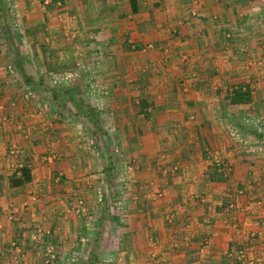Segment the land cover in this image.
Listing matches in <instances>:
<instances>
[{"label": "crops", "instance_id": "obj_1", "mask_svg": "<svg viewBox=\"0 0 264 264\" xmlns=\"http://www.w3.org/2000/svg\"><path fill=\"white\" fill-rule=\"evenodd\" d=\"M14 2L18 6L14 22H28L36 33L53 31L57 37L72 30L80 37L96 33L94 37L101 38L106 47L114 44L113 52L121 53L123 45L128 47L129 58L132 45L154 46L148 54L135 51L141 54V60L145 59L143 62L128 58L126 66L131 75L123 81L102 74V81L98 82V86L106 87L98 93L103 98L102 105L106 104L97 116L117 117L124 131L130 129L129 132L145 136L137 143L132 141L129 147H136L143 154L148 152L142 157L146 166L141 181H149L152 191L143 199L148 207L144 229L148 224L151 231L158 233L161 248L153 259L149 255L153 250L149 251L147 245L139 251L128 247L129 254L125 251V256L118 257L114 264H239L235 254L240 248L249 251V260L264 264V145L259 149L262 152L247 156L250 152L243 153L231 143L225 131L232 123L237 127L240 124L246 127L240 126L239 130L252 136L255 121L264 116V0H58L47 3L52 6L50 9L40 0ZM181 55L188 58L183 60ZM156 64L162 68H152ZM3 82L4 89L8 87L5 98L9 100L15 90L0 71V84ZM246 88L248 100L230 101L232 93L228 89ZM5 108L14 111L16 117L27 118L21 107ZM44 120L37 117L32 126L25 122L26 129L22 130L17 126L0 127V175L4 173L2 166L11 159L8 153L12 142L18 143L20 156L25 155L35 167L31 181L24 185L10 186L9 172L6 177L0 176V264H10L13 242L23 251L22 264L41 262L44 244H35L30 237L37 226L49 227L53 232L59 253L57 263L90 260L86 255L88 239L77 240L80 237L72 233L76 221L78 229L83 230L92 223L91 216L97 225L103 220L109 226V218L114 219L113 213L103 206L98 205L95 212L89 190L72 189L81 179L66 174L57 184V178L46 172V166L37 169L35 160L40 150L45 152V143L58 131ZM162 129L173 135L159 143L156 136ZM25 130L31 143L20 136ZM203 144L212 146L230 164L227 178L210 179L213 163L199 151ZM78 193L84 194L90 205L86 213L92 211V215L76 219L67 206L59 205L64 201L69 206L72 196L77 197ZM257 196L262 197V202L253 200ZM233 197L236 209L228 205ZM130 208L127 221L136 223L138 212ZM168 213L173 217L175 213L174 232L179 239L172 254L163 252L169 248L167 238L172 230L165 222ZM136 226L132 223L126 228L132 230L135 249L137 230H141ZM81 233L82 238L87 236ZM80 247L86 252L76 257L75 249ZM94 258L96 262L104 260Z\"/></svg>", "mask_w": 264, "mask_h": 264}, {"label": "rangeland", "instance_id": "obj_2", "mask_svg": "<svg viewBox=\"0 0 264 264\" xmlns=\"http://www.w3.org/2000/svg\"><path fill=\"white\" fill-rule=\"evenodd\" d=\"M52 1L40 0L44 5ZM51 7L47 5L46 9ZM17 8L18 6H16L14 0H0V71L5 81L15 90V96L8 100V98H5L8 90V87L4 89L6 82H3V85L0 84V127L9 125L11 129L16 126L20 130L26 129L24 127L25 122L32 126V121L37 117H43L46 125L51 123L48 126L58 129V131L56 130L55 136L52 133L53 137L45 143V152L40 150L38 160H35L39 165L36 166L37 169L40 171V166H46V172H49L52 178H57V184L62 183L61 179L66 174H71L73 179L76 177L78 180L81 179L76 182L79 185L73 186L72 189H83V192L89 190V193L94 197L90 203L94 205L95 212L98 210L97 206L99 205V207L103 206L104 210L111 211L113 213L112 216H114V219L112 217L109 218V226L103 220H101V224L97 225L96 220H93L94 217L91 216L90 222L92 223L89 224V227L86 225L83 230L78 229L79 223L76 221V228L72 233L80 237L77 240L88 239L86 243L89 246V251L86 255L91 258L83 262L65 261L61 264H114V260L117 262L118 257L122 259L125 256V251L129 254L128 247L132 251H139V249L144 250L145 245H147L149 251L153 250L149 254L150 257H156L161 253V248L159 250V243L157 242L158 233L151 231V226L148 224H146L147 230L145 231L144 229V223L148 222L146 214L148 207L143 199H145V195L152 191L149 181H141L143 169L146 166L142 161L145 160L143 158L147 156L148 152L143 154L136 147H129L132 141L137 143V140H141V136L144 135L129 132L131 131L130 129H125L124 131L120 119H117V117L114 119L107 115L97 116L98 111H102L106 104L105 102L102 105L103 98L98 96V93L106 89V87L98 86V82L102 81L101 75L105 74L104 77L106 78L121 81L130 76L131 71L126 66L129 63V48H125L123 45L121 53L113 52L112 47L114 44L109 43L111 48L109 46L106 47L107 45L105 43L103 45L101 38L94 37L96 33H88V36L80 37L79 34L74 33L72 30L57 37L53 34V31H50V33L45 31L46 33L44 34L33 32L34 26L28 22H14L17 18ZM25 8V10H28L27 5ZM24 21H26L25 17ZM50 29H53L52 26ZM84 33L82 32V35ZM39 34L41 35L38 36ZM98 42L100 43L98 44ZM97 46L100 49H97ZM137 48L134 45L131 47L132 54L129 59L132 62L136 60L137 62L138 60L139 62L145 61V59L141 60V54L135 53V51L148 54L154 46L146 44L144 47ZM119 56L121 57L120 61L118 60ZM183 56L181 55L183 60L188 58ZM155 57L159 58L158 56ZM152 59L154 58L152 57ZM262 63L264 64L263 60ZM152 68L158 70L162 66L156 64ZM150 69L151 66H149L148 70ZM244 90H248V88ZM235 91L236 89L230 91L228 89V92L232 93V95ZM9 106L21 107L27 118L23 114H21L22 118L20 116L16 117L14 111L10 112L9 109L5 108ZM87 110L92 113L93 122L90 119H86L83 115L82 112ZM194 118L191 119L194 120ZM249 122L251 123V121ZM255 123L256 130L251 133L252 136H250V133H244V131L241 132L239 130L241 127L244 129L246 126L237 124L238 128L233 123L226 125L227 129L225 131H227V136L231 143L238 145L243 153L250 152V155L246 153L247 156H252L253 153L254 155L257 154L258 152L256 151L262 152L259 149L264 145L262 143L264 142V116H260ZM16 131L18 132V130ZM160 132L162 133L156 136L159 143L161 139L164 141L165 138L167 139L168 136L173 135L165 133L163 129ZM15 135L14 139L17 138ZM29 135V132L25 130L20 136L23 138L22 140H26L25 142L31 143L28 141L30 139ZM21 145L23 147L24 143H21ZM177 147L179 149L181 145ZM19 149L17 142L10 144L8 156L11 159L8 165L2 166L4 177H6V172H9L10 176L18 174V169L24 164L30 168V171L35 168L28 162V159H25V155L23 157L20 156ZM215 150L208 144L201 145V149H199L204 158L213 163L211 171H216L221 177L227 178L230 174L231 166ZM153 168L157 169L156 166ZM171 174L173 173L171 172ZM8 183L10 184L9 178ZM88 186L91 187L87 188ZM156 194L159 195L160 193L156 192ZM76 195L78 198L73 195V199L71 198V201L69 199L72 203L69 206L65 205L64 201L59 205L67 206L76 219L92 215V211L87 214L90 210V205L86 198H83L84 194L78 193ZM233 198V201H230L228 205L233 204L234 209H236V197ZM32 200H35V198H32ZM253 200L262 202V197L260 199L257 196ZM12 207L15 208L16 206L13 205ZM130 207L138 212L136 214V223L127 221ZM124 212H127L126 215L123 214ZM172 215L168 213L165 216L167 226L169 227V224L172 226L167 238L169 248L163 250V252L169 254H172V250L178 248L179 241L177 233L174 232V229L177 228L175 213L174 217ZM132 223L142 230H137L136 249L132 247L133 235H130L132 230L126 229ZM100 225L101 229H99ZM80 232L87 236L82 238V233L80 234ZM30 237L33 243L44 244L41 249L42 260L39 264H60L56 260L52 263L45 262L44 250L47 246L54 247L56 255L59 256L56 251V245L53 243L54 234L49 227L37 226ZM94 238L95 240L91 242L90 240ZM102 242L106 243L103 244ZM9 251L11 256L10 264H22L24 262L22 260L23 251L17 243L13 242ZM75 251H77L76 257H80L86 252H83L84 248L82 249L81 247L75 249ZM154 251H156V254ZM247 251L245 250V264L248 262L257 264L256 261L248 259L249 251ZM94 257H97V259L102 257L101 259L104 260L96 262Z\"/></svg>", "mask_w": 264, "mask_h": 264}, {"label": "trees", "instance_id": "obj_3", "mask_svg": "<svg viewBox=\"0 0 264 264\" xmlns=\"http://www.w3.org/2000/svg\"><path fill=\"white\" fill-rule=\"evenodd\" d=\"M53 1H58V0H53ZM248 95H249L248 90H236L234 92V94L230 97V101L231 102L246 101V100H248ZM77 106H79V105L77 104ZM78 108L80 109V107H78ZM82 113L86 119H90V121L93 122V119L91 118L92 113L89 112V110L82 112ZM18 172H19L18 174H13L9 178L10 185L12 187L24 185V184L30 182L32 179L30 168L27 165H25V164L22 165L18 169ZM209 176H210V179H212V180H219V179L221 180V178H222L221 175L218 174L216 171H212V173H210Z\"/></svg>", "mask_w": 264, "mask_h": 264}, {"label": "built area", "instance_id": "obj_4", "mask_svg": "<svg viewBox=\"0 0 264 264\" xmlns=\"http://www.w3.org/2000/svg\"><path fill=\"white\" fill-rule=\"evenodd\" d=\"M229 208L233 209L234 205L233 204L229 205ZM44 256H45V262L46 263L54 262L57 259V255L54 251V247L47 246L44 250ZM235 256H236L238 261H241L240 262L241 264H245V249H238ZM247 264H253V263L248 262Z\"/></svg>", "mask_w": 264, "mask_h": 264}]
</instances>
